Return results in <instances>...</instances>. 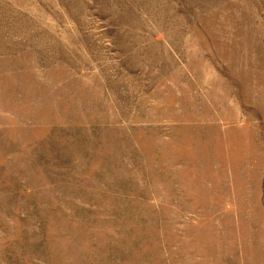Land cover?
<instances>
[{
    "label": "rangeland",
    "instance_id": "rangeland-1",
    "mask_svg": "<svg viewBox=\"0 0 264 264\" xmlns=\"http://www.w3.org/2000/svg\"><path fill=\"white\" fill-rule=\"evenodd\" d=\"M0 264H264V0H0Z\"/></svg>",
    "mask_w": 264,
    "mask_h": 264
}]
</instances>
